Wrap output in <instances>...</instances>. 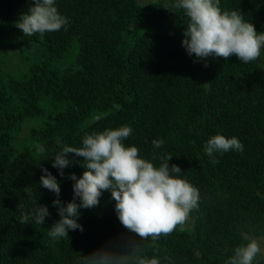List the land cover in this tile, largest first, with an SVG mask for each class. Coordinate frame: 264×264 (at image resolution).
I'll list each match as a JSON object with an SVG mask.
<instances>
[{
    "label": "trees",
    "instance_id": "1",
    "mask_svg": "<svg viewBox=\"0 0 264 264\" xmlns=\"http://www.w3.org/2000/svg\"><path fill=\"white\" fill-rule=\"evenodd\" d=\"M175 2L55 0L67 30L26 37L15 22L31 0H0V264H85L106 244L121 253L138 245L135 255L161 264H226L236 247L264 238V50L249 63L236 56L194 62L182 46L188 18ZM219 6L264 33V0ZM125 125L133 131L124 143L141 158L159 167L172 155L169 165L199 189V208L183 230L142 241L121 225L105 191L97 207L79 209L83 232L49 237L60 217L57 197L40 185L41 166L59 182V199L71 202L68 176H82L83 158L68 154L76 162L61 177L54 156ZM217 134L235 136L243 151L217 152L211 163L204 145ZM154 139L163 146L154 148ZM18 204L26 214L47 205L50 216L23 224ZM253 264H264V250Z\"/></svg>",
    "mask_w": 264,
    "mask_h": 264
},
{
    "label": "clouds",
    "instance_id": "2",
    "mask_svg": "<svg viewBox=\"0 0 264 264\" xmlns=\"http://www.w3.org/2000/svg\"><path fill=\"white\" fill-rule=\"evenodd\" d=\"M31 3L32 6L15 22L24 36H43L46 32L62 28L67 30L69 18L58 11L55 0H31ZM219 5L220 0H176L173 4L174 8L183 9L188 18L182 40L187 54L195 56L194 62L206 61L208 57L228 60L232 56L243 63L259 60L264 50V33H258L239 11H222ZM132 131L125 125L89 134L83 137L82 147L64 146L54 156L52 167L59 170L61 177L65 175L64 169L76 162L68 159V154L83 158L81 166L85 170L82 176L77 177L75 173L68 176L74 181L73 200L66 204L59 199L61 189L56 177L41 166L43 175L40 185L57 197L52 203L60 217L51 226L49 237L69 238V230L83 232V226L78 223L79 209L97 207L105 191H110L116 202L115 210L121 225L142 241L149 238L156 241L162 235H170L178 227L183 230L190 213L199 208V189L180 178L182 170L178 165H169L171 154L161 157L163 162L156 167L140 157L136 146H126L124 141L132 135ZM152 144L154 148H161L164 141L154 139ZM243 149L244 145L235 136L226 138L221 134L210 137L204 145V152L213 164L219 162L215 153L242 152ZM36 151L41 157L45 154L43 145H36ZM25 190H28L27 187ZM18 208L23 224L32 218L36 224L43 225L45 218L50 216L47 205H36L30 214L24 213L19 204ZM137 247L133 245L130 252L121 253L116 247L106 244L84 256L85 264H127L133 257L136 264H161L155 256L135 255ZM261 252V241L250 239L246 246L234 249L226 264H253Z\"/></svg>",
    "mask_w": 264,
    "mask_h": 264
},
{
    "label": "rangeland",
    "instance_id": "3",
    "mask_svg": "<svg viewBox=\"0 0 264 264\" xmlns=\"http://www.w3.org/2000/svg\"><path fill=\"white\" fill-rule=\"evenodd\" d=\"M139 2H145L147 0H138ZM7 58V57H6ZM5 63H8V60L5 62ZM261 64L262 66L264 67V62L261 61ZM2 65V63H1ZM1 68H4V67H1ZM254 239H257V240H260L261 241V244H262V250H264V238H254Z\"/></svg>",
    "mask_w": 264,
    "mask_h": 264
}]
</instances>
